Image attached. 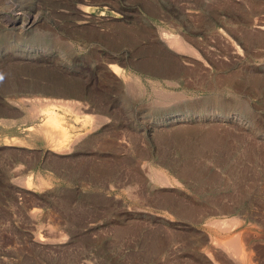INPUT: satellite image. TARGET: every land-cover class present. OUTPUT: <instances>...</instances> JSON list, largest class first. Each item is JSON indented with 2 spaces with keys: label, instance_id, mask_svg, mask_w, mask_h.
I'll use <instances>...</instances> for the list:
<instances>
[{
  "label": "rangeland",
  "instance_id": "374dc122",
  "mask_svg": "<svg viewBox=\"0 0 264 264\" xmlns=\"http://www.w3.org/2000/svg\"><path fill=\"white\" fill-rule=\"evenodd\" d=\"M33 106L70 119L69 152ZM236 233L250 262L215 244ZM248 263L264 264V0H0V264Z\"/></svg>",
  "mask_w": 264,
  "mask_h": 264
},
{
  "label": "bare ground",
  "instance_id": "6f19581e",
  "mask_svg": "<svg viewBox=\"0 0 264 264\" xmlns=\"http://www.w3.org/2000/svg\"><path fill=\"white\" fill-rule=\"evenodd\" d=\"M162 37H163L164 40L168 41L170 47L175 48L176 50H178L180 52H187V51L190 52V53L192 52L191 48L185 43V41H184V39L182 37L174 35V34L168 35V34H164V33L162 34ZM65 104H67L68 108L70 110H72L74 113H80L81 112L80 104H78L77 102L75 103V102H69L68 101ZM48 105L49 104L47 103V105H45V107L48 106ZM41 109L40 108H35L33 106V108H31L30 111H28V113L31 116H34L35 113H39L41 111H42L41 113H43V115H45L44 123L39 125V127L37 126L36 130L40 134H42L49 141V143L52 144L51 146H52V149H53V151L55 153L69 152L71 150V146L73 145V143H75V141L80 139V137H78L76 135L70 141L68 140L69 133L72 130V124L68 121L70 119L68 117L61 116L52 107L51 108L49 107L46 110H43V108H41ZM65 141L68 142V145H64ZM162 182L164 184H168L169 180H168L167 177L166 178L162 177ZM164 217H165V215H164ZM231 219L234 220V218H231ZM226 223L228 224V222H226ZM233 224H234V222L231 221L230 222V226H231L230 229H232V227H233L232 225ZM219 225H220V223H219ZM221 225H223V223ZM226 226H225V224L223 225L225 230L226 231L230 230L228 228L226 229ZM235 227L236 226H234L233 228H235ZM221 228L222 227H220V229ZM237 233H239V232H237ZM237 233H236V235H234L230 239L229 238H224V239L221 238V239H217L216 241L214 239L215 244L220 249H222V250H224V251H226V252H228L230 254L232 253L239 261H241V262L249 261L250 262L251 257L246 252L244 238L242 237L241 234H237ZM249 251H251L250 248H249Z\"/></svg>",
  "mask_w": 264,
  "mask_h": 264
}]
</instances>
